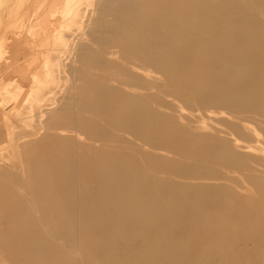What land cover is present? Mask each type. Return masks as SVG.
Listing matches in <instances>:
<instances>
[{"label": "bare ground", "instance_id": "bare-ground-1", "mask_svg": "<svg viewBox=\"0 0 264 264\" xmlns=\"http://www.w3.org/2000/svg\"><path fill=\"white\" fill-rule=\"evenodd\" d=\"M4 1L0 264H264V0Z\"/></svg>", "mask_w": 264, "mask_h": 264}, {"label": "rangeland", "instance_id": "rangeland-1", "mask_svg": "<svg viewBox=\"0 0 264 264\" xmlns=\"http://www.w3.org/2000/svg\"><path fill=\"white\" fill-rule=\"evenodd\" d=\"M5 4V5H4ZM6 6V2L4 1V3L2 2H0V8L1 9H3L4 7ZM6 12V11H5ZM7 21H8V19H7V17L5 16L4 18H3V20L1 21L2 23H3V25L1 24V26H2V30H5V27H6V25H7ZM1 107V106H0ZM0 117L2 118V121L3 122H5V120H6V118H5V116H4V118H3V115H0ZM12 117H10L9 119H11ZM2 128H3V130H6V134L4 135L3 134V136H2V138H1V134H0V165H4V159H5V157H6V155L8 154V151H11L13 148L12 147H14V144H12V143H9V140H10V138H9V136L10 137H12V135H14V133L15 134H17V132L21 129L20 127H11V129L10 130H12V128H15V129H13V132L14 133H12V134H10V135H8V132L7 131H9V129L6 127V123H5V125L3 126L2 125ZM19 129V130H18ZM10 133V132H9ZM6 143V144H5ZM9 143V144H8ZM5 144V145H4ZM15 148V147H14ZM3 150H4V152H3ZM7 153V154H6Z\"/></svg>", "mask_w": 264, "mask_h": 264}]
</instances>
